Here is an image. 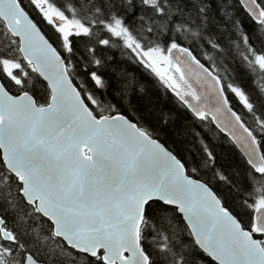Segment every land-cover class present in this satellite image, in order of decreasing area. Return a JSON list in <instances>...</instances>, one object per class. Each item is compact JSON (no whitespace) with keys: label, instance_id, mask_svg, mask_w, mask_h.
Listing matches in <instances>:
<instances>
[{"label":"trees","instance_id":"1","mask_svg":"<svg viewBox=\"0 0 264 264\" xmlns=\"http://www.w3.org/2000/svg\"><path fill=\"white\" fill-rule=\"evenodd\" d=\"M19 2L62 55L95 116L120 113L136 123L176 155L189 176L208 185L244 229L253 230L255 209L264 204V173L257 174L209 119H196L172 93L162 66L144 64L131 45L164 53L174 44L188 47L219 76L264 157V21L253 20L239 0ZM257 2L264 12V0ZM45 6L63 20L47 18ZM116 24L127 40L113 30ZM0 80L13 95L27 92L38 105L49 101L47 84L24 62L1 19ZM20 189L0 152V217L10 233L5 239L0 229V264H23L28 254L45 264H105L55 237L50 221ZM254 236L264 247V236ZM141 247L150 264H217L196 245L177 209L160 201L146 205Z\"/></svg>","mask_w":264,"mask_h":264},{"label":"water","instance_id":"2","mask_svg":"<svg viewBox=\"0 0 264 264\" xmlns=\"http://www.w3.org/2000/svg\"><path fill=\"white\" fill-rule=\"evenodd\" d=\"M239 2L253 20L264 21L257 0ZM0 19L50 91L48 103L38 105L27 92L11 94L0 80L1 159L26 203L51 222L55 237L90 257L101 252L105 264H150L141 227L146 205L160 201L177 209L196 245L217 264H264V247L253 235L264 236V204L255 209L254 230L244 229L161 142L120 113L93 114L62 55L19 0H0ZM166 55L175 97L196 119L208 118L263 174L260 140L231 107L219 76L183 45L171 46ZM2 235L10 238L6 230ZM23 264L45 263L28 254Z\"/></svg>","mask_w":264,"mask_h":264},{"label":"rangeland","instance_id":"3","mask_svg":"<svg viewBox=\"0 0 264 264\" xmlns=\"http://www.w3.org/2000/svg\"><path fill=\"white\" fill-rule=\"evenodd\" d=\"M44 12H45V15H47V18H49V17L52 18L53 17V19H57V20H60V21L63 20V18L60 16L59 12L55 8H53L51 6H45ZM63 24L64 23L62 22V25ZM68 25H69V27L70 26L72 27V25L70 23ZM120 27L121 26L119 24H116L114 26L113 30L116 33L121 34V36H123L124 39L127 40L126 33ZM145 55H146V57H148L150 60H152L157 65H165L167 63L166 55H165V53L162 50H159V49L148 50V51L145 52Z\"/></svg>","mask_w":264,"mask_h":264},{"label":"bare ground","instance_id":"4","mask_svg":"<svg viewBox=\"0 0 264 264\" xmlns=\"http://www.w3.org/2000/svg\"><path fill=\"white\" fill-rule=\"evenodd\" d=\"M96 257H98V256H96ZM101 258V257H100ZM102 260V259H101ZM103 262V261H102ZM104 263V262H103Z\"/></svg>","mask_w":264,"mask_h":264},{"label":"flooded vegetation","instance_id":"5","mask_svg":"<svg viewBox=\"0 0 264 264\" xmlns=\"http://www.w3.org/2000/svg\"><path fill=\"white\" fill-rule=\"evenodd\" d=\"M136 124V123H135ZM141 129V128H140ZM142 130V129H141Z\"/></svg>","mask_w":264,"mask_h":264}]
</instances>
